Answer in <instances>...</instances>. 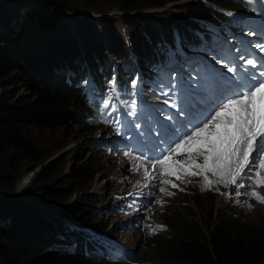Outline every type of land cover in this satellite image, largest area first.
<instances>
[{
	"label": "trees",
	"instance_id": "trees-1",
	"mask_svg": "<svg viewBox=\"0 0 264 264\" xmlns=\"http://www.w3.org/2000/svg\"><path fill=\"white\" fill-rule=\"evenodd\" d=\"M95 1L109 9H95L92 0H22L15 6L10 0H0V81L16 73L21 76L27 92L25 99L15 101L9 99L10 93L0 95V264H120L96 258L101 251L91 242H81L74 251L44 244L48 236L43 237L42 232L48 234L52 226L42 215H37L38 203L25 202L29 206L21 210L24 201L7 202L22 174L38 167L23 198L32 197L49 208H61L60 214L70 219L90 221L88 209L74 208L68 201L88 188L104 169L98 164L81 162V158L77 160L81 162L77 168L59 177V160L45 163L50 154H45L27 138L28 131H56L77 126L80 136L87 133L92 128L93 113H88V104L76 84L85 79L94 81L98 87L105 84L117 67L110 61L111 56L120 63L132 54L143 64L158 66L168 49L177 59L178 47L188 52L200 43L212 40L213 32L199 19L234 26L237 19L222 10L252 14L260 9L249 0L198 1L195 6H185V17L176 18L173 25L158 23L163 21L159 16L150 20L137 14L126 19L127 29L122 26L118 34L114 29L110 30L111 49L106 51L100 41L96 43L95 29L88 18L72 12L70 20L54 11H69L75 7L95 15H107L116 10L131 15L159 9L176 0ZM174 9L180 10L177 6ZM6 43L14 44L6 48ZM116 70V83L129 94L132 74L120 66ZM108 121L114 124L113 117ZM24 167L27 169L23 170ZM191 207L196 208L190 205L191 210ZM188 217L185 215L180 219L177 213L170 232L155 236L159 250L157 255H148L152 258L151 263L264 264V233L261 229L246 225L240 228L225 217L212 225H209V219L203 221L205 217L201 220ZM198 220L201 227L206 226L204 233L200 229L201 236L194 231Z\"/></svg>",
	"mask_w": 264,
	"mask_h": 264
},
{
	"label": "rangeland",
	"instance_id": "rangeland-1",
	"mask_svg": "<svg viewBox=\"0 0 264 264\" xmlns=\"http://www.w3.org/2000/svg\"><path fill=\"white\" fill-rule=\"evenodd\" d=\"M198 1L199 0H176L164 5L162 8H159L157 10L150 9L142 11L138 15H145L150 20H152L153 18L156 20L160 17L163 21H160L158 23L166 22L167 24L170 23L173 25L176 18L185 17V6H187L188 4H193L195 6V3ZM20 2H22V0H10V4L13 6L17 5ZM100 4H97L95 0H92V5L93 7H95V9H100L101 11L106 8L109 9L107 6L103 5V3ZM174 6H177L178 8H180V10H175ZM72 12L76 16L86 17L92 22L90 26H93L95 29V34L97 37L96 43L100 41L101 45L106 51H109L111 49L110 40L108 38V33H110V30L114 29L118 34L122 26L127 29V26L125 25L126 19L137 15V13L124 15L117 10L111 11V13L107 15H95L94 13H83L81 12V10L75 9V7L70 8L69 11L63 12L56 10L54 11V14L60 17L67 16V18H69ZM104 16H107V18ZM71 22H73V20ZM248 23L251 22L247 21L246 19L241 20L240 18V22L238 23L239 27L238 30H236L237 34L241 33L244 37L249 36L251 32ZM70 26L73 30H76V28L73 27V24H70ZM163 26H166V24H164ZM17 37L18 35L15 36V40ZM13 44L14 43H6L4 47L11 48ZM202 54L205 55L204 53ZM184 56L185 58L181 57L178 60L180 64H189L193 68L197 66L196 60L198 58L195 55L190 58L191 55H187V53L184 52ZM110 60H112L117 66L126 69L128 72H131L137 76H144V74L142 73V71L144 70L143 64L133 56L122 59L120 64L114 56H111ZM172 64L175 67L174 69H171L169 67V62L167 65H165L164 63L161 67H158V70L163 74V76L159 79L150 78L152 85L146 88L144 91H139L142 92L141 96H139L140 101H146L147 98L151 97V95L147 94L146 91L153 88L155 84L164 86L169 82V84L171 83L170 88L168 89L171 90L170 94L172 95L176 93L178 89V77L175 74L176 69H178L179 67L176 66L175 61H172ZM148 74L149 73H147V75ZM203 77L205 80L207 79L209 82L211 81V77L208 78V72L205 69V64ZM115 89L118 92L117 95H120L121 88L116 87ZM154 89H157V87H154ZM109 91H111V87L109 88ZM7 93H10L9 99H11V101L25 99V97L27 96V92L22 84L21 76L13 73L7 78L0 81V95ZM118 100L123 101L120 96L118 97ZM137 106L139 107V104H137ZM133 117L137 121V123H139L137 114ZM179 117L183 122H185L189 118L188 116L181 114H179ZM77 130V126H67L56 131L48 129H31L28 131L30 137L27 136V138L31 139L39 149L44 151L45 154H50V157L46 160L45 163H48L52 160H59V177L68 175L70 171L77 168L81 162H85L88 164H98L100 168L104 169L101 173L99 172V178L98 174L95 176L92 184L88 188H86L83 192H80L79 195L72 196V198L68 201V205L73 206L74 208L85 207L86 204L93 206V204L103 203L106 199L108 191L117 188H119L120 191H125L127 190L126 186L130 185L132 181L137 182L139 179H142L140 180V183L142 184H154L155 179L154 181H152V176H166L167 174L161 175V173L172 171V169L168 168L167 165L163 167L153 165L155 159L153 157L148 158L149 152L153 150H156L152 153L153 156L158 159L162 157V154L169 155L168 149L170 146L163 149L164 153H160L161 146L155 141H152L151 144H148L147 140H143L142 143H140L139 141H135L134 145L130 144L129 146L132 152L131 154L135 155L133 162L128 159L129 155H126V153L109 158L104 156L98 157L95 154L87 151V148L85 146V134H82L80 136ZM99 133H101V131H96L94 135H98ZM120 141L121 140L119 138L114 142H116L115 144H120ZM77 160H81V162H77ZM171 160L178 161L183 164L185 166V171H180L181 173L179 172L181 179L177 180L179 184L177 185V187H172V184H166L164 187L165 192H161L163 198H167L168 195L166 193L173 192V195H169V199H164L163 203L158 204L155 208L156 210L154 211V213L150 215V221L148 225H150V229H152L153 234H163L168 231V227H170V225L171 227H173V219L177 218V216L175 215L176 210H178L182 215L180 219L185 218V215H189L188 218H190V216H195L199 220L205 217L203 221L209 219V225H212L214 224V222H217L219 219H223L225 216L228 217V222H238L240 228H244L243 225H246L252 228L261 229L264 233V205L254 203L244 204L243 200L238 198L245 195V192L238 190L235 187L233 188L219 185L220 182H215L219 181L217 180L218 178L211 175V172H209V174L202 167L196 168V164H200L201 166H203V155L197 156L195 154H192L191 158H189L188 152H182L179 155L173 153L171 154ZM147 162H149L148 169H144V167H142L141 165L146 166ZM102 163L108 164L110 168L105 169ZM22 169L26 170L27 167H24ZM38 169L39 168L37 167L33 171L22 174V176L19 178V181L16 183L14 194L11 197L7 198L9 199V201L7 202L11 204L10 200L15 202L18 201V199L19 201H24L22 203L18 202L24 205L20 207L21 210H25L26 207L28 208L29 205L25 202H37V207L39 208L35 209L37 215H43L42 218L49 224L54 223L58 220H64V217L58 212H54L51 215H49V213L48 216H46L47 211L45 210H48L47 207L49 206L45 203H42L41 201L38 202L37 200L34 201L31 199L32 197H29V199L23 198V192H25V190L31 184V181L35 177ZM190 171H195L200 174L197 176H189L186 174V172ZM204 175L207 177L209 176L208 180L212 181L211 187H205V179H203L205 178ZM106 185H108V188H106ZM260 192V197L264 198V189H261ZM237 193H239V195H237ZM3 196L4 195H2V197ZM140 203V201L134 198L132 200L120 201L118 205L121 206L124 212H126L127 214H131L132 212L139 210ZM190 205L196 207H191L194 211L189 209ZM249 205H251V207H249ZM181 208H185L186 214L182 212ZM95 209H98V205L95 206ZM202 211H204L206 216L204 213H202ZM92 220L94 224L98 223L100 224V226L105 225V227L118 222V218L115 215L110 214ZM199 220L197 221L198 226L194 229V231L201 236L200 229L204 233L206 226L204 224L201 227ZM191 221L194 222V220ZM112 231L118 233V235L125 234V239L128 241L127 243L129 244L130 248L133 249L135 254L143 261L148 260L147 258L150 254L157 255L159 247L155 245V238H153L151 232L143 234V239L142 237L133 235L132 238H129V235L122 230L112 228ZM42 235L43 237L48 236L45 241L47 243H52V245L53 243L59 241L58 239H54L55 236L51 232L48 234H46V232H42ZM29 246H31V241L29 243ZM67 246H70V243L67 244ZM121 247L124 248L125 251L130 252L124 245H121Z\"/></svg>",
	"mask_w": 264,
	"mask_h": 264
},
{
	"label": "snow or ice",
	"instance_id": "snow-or-ice-1",
	"mask_svg": "<svg viewBox=\"0 0 264 264\" xmlns=\"http://www.w3.org/2000/svg\"><path fill=\"white\" fill-rule=\"evenodd\" d=\"M252 2L253 0H249V3ZM256 47L264 50V45L258 44ZM241 59L246 66L256 67L259 63L256 59L244 57ZM227 71L239 78L235 89L229 94L210 102L209 105L191 109L187 113L183 107H180L181 115L189 118L181 124L179 130H173L176 140L168 149L169 155H164L162 159L155 161L157 166L167 165L172 169L171 172L161 175L167 174L177 180L181 179L179 172L185 171V166L171 160V154L188 152L189 158L192 154L203 155V166L196 164V168L203 167L213 176H219L220 181L217 182H230L240 188L245 187L246 180L256 183L257 186L264 184V178L260 177V171L264 170V79L258 80L255 74L250 73L240 78L241 69L238 66H229ZM242 71L247 73L246 68ZM259 76L264 77V71H261ZM136 84L137 81L133 80L132 85L136 86ZM163 95L167 96L168 93L164 92ZM121 103L129 109L128 115H136L135 98L130 103ZM164 103L169 104L170 107H177L175 100L166 99ZM103 109H111L112 112L119 114L118 104L114 102L113 95L103 100ZM186 174L197 176L200 173L190 171ZM204 179L205 187H211L212 181L208 180L207 176ZM161 183L168 184L171 181L161 180ZM172 187L177 185L173 183ZM160 191L165 192V189L161 188ZM166 194L171 195V193ZM249 195L255 197L258 202L264 203V198L255 191L250 192Z\"/></svg>",
	"mask_w": 264,
	"mask_h": 264
},
{
	"label": "clouds",
	"instance_id": "clouds-1",
	"mask_svg": "<svg viewBox=\"0 0 264 264\" xmlns=\"http://www.w3.org/2000/svg\"><path fill=\"white\" fill-rule=\"evenodd\" d=\"M77 131H79V130H77ZM86 132L87 133H84V134H85V137H86L85 141L87 142V141H89L88 136H89L90 132L89 131H86ZM93 154H96V153L94 152ZM97 156H98V154H97ZM102 165H103V167L105 169L110 168L109 165L106 164V163H102ZM257 167H259V164H258ZM233 168H234V166H233ZM260 177L264 178V170L260 171ZM98 178H99V173H98ZM220 185H223V186H226V187H233V188L235 187L238 190H241V191L245 192L246 193L245 195H243V196L238 198V199H242L244 204L254 203V204L264 205L263 203L258 202L255 197L249 195L250 192L255 191L260 196L261 195L260 190L264 189V184H261L260 186H257L256 183H252V182H249V181L246 180L245 181V187H243V188L237 187L236 185H234V184H232L230 182H223ZM107 188H108V186H107ZM96 205H98V209H95ZM84 208L89 210L88 216L90 215V221L88 223L83 222L81 220L80 221L73 220V219H70V218H68V217L63 215L64 220H58V221L50 224L52 226V229L48 233L51 232V233L55 234V237H56L55 239L59 240V241L53 243V245H56L57 248L65 250V251H74L76 245H79L81 242H83L86 239V236H88L87 235V231H94L97 234L101 235V234L105 233L108 230L112 231V228L120 230V228H118V226H117L118 222H116L115 224H110L109 225L110 227L109 226L105 227V225H102V224H101L102 226H100V224H98V223H96V224L93 223L92 219H96L98 217H103V216H98V215L93 214L94 211H99V210H103L104 209V210H107L108 212H104L103 211V214H105V215H107V214L113 215V213H112L113 210H112V206L110 204L108 195H106V199H105V201L103 203L93 204V206H90V205L86 204V206ZM183 209H184L183 213H185V208H183ZM226 218H228V217H225V219ZM175 219H177V218H175ZM242 220H244V219H242ZM244 221H246V220H244ZM230 222H232V221H230ZM233 223H235V222H233ZM236 224H239V223L236 222ZM170 228H171V225H170V227H168V232H170ZM112 232H114V231H112ZM143 234H145V233L144 232H131V237L133 235V236H139V237L143 238V236H144ZM65 239L66 240L69 239V241H66ZM69 243H70V246H67V244H69ZM44 244L52 246V243L45 242ZM127 246H128V248H130L128 243H127ZM150 255L154 256L153 254H150ZM147 259L151 263L152 258L148 257Z\"/></svg>",
	"mask_w": 264,
	"mask_h": 264
},
{
	"label": "bare ground",
	"instance_id": "bare-ground-1",
	"mask_svg": "<svg viewBox=\"0 0 264 264\" xmlns=\"http://www.w3.org/2000/svg\"><path fill=\"white\" fill-rule=\"evenodd\" d=\"M193 3H195V2H193ZM122 14V13H121ZM149 16V15H148ZM107 18V17H106ZM165 43V42H164ZM96 165V164H95ZM257 166H258V164H257ZM157 168V167H156ZM203 168V167H202ZM160 169V168H159ZM163 170V169H162ZM161 170V171H162ZM233 170H234V168H233ZM145 171V170H144ZM158 173V172H157ZM209 173V172H208ZM210 174V173H209ZM212 175V174H211ZM205 176V175H204ZM226 176H227V171H226ZM142 177V176H141ZM151 177V176H150ZM209 177V176H208ZM207 177V178H208ZM201 178V177H200ZM203 178V177H202ZM216 178H218L217 180H219L220 181V177L219 176H216ZM204 179V178H203ZM214 182V181H213ZM215 182H217V181H215ZM218 183V182H217ZM221 183H223V182H221ZM220 183V184H221ZM198 184V183H197ZM219 184V185H220ZM113 188V187H112ZM47 207V206H46ZM48 208V210H45V211H47V214H49L50 213V215L52 214V213H54V212H58V213H60V211H61V208H49V207H47ZM43 216V215H42ZM48 216V215H47ZM62 217V216H61ZM118 234V233H117ZM158 241V240H157ZM156 250V249H155ZM96 251V250H95ZM150 257V256H149ZM171 259V258H170Z\"/></svg>",
	"mask_w": 264,
	"mask_h": 264
},
{
	"label": "water",
	"instance_id": "water-1",
	"mask_svg": "<svg viewBox=\"0 0 264 264\" xmlns=\"http://www.w3.org/2000/svg\"><path fill=\"white\" fill-rule=\"evenodd\" d=\"M137 14H139V13H137ZM104 17H107V16H104Z\"/></svg>",
	"mask_w": 264,
	"mask_h": 264
}]
</instances>
